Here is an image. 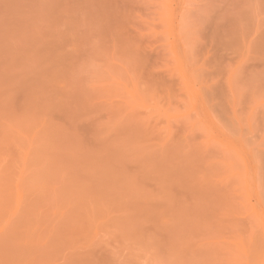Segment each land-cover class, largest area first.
I'll return each instance as SVG.
<instances>
[{"label": "rangeland", "instance_id": "obj_1", "mask_svg": "<svg viewBox=\"0 0 264 264\" xmlns=\"http://www.w3.org/2000/svg\"><path fill=\"white\" fill-rule=\"evenodd\" d=\"M0 264H264V0H0Z\"/></svg>", "mask_w": 264, "mask_h": 264}]
</instances>
